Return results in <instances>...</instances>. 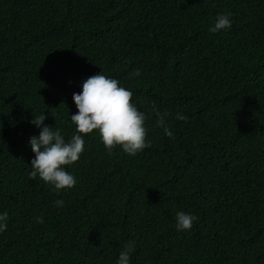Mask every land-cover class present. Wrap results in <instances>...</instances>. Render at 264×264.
Listing matches in <instances>:
<instances>
[{
	"label": "trees",
	"instance_id": "16d2710c",
	"mask_svg": "<svg viewBox=\"0 0 264 264\" xmlns=\"http://www.w3.org/2000/svg\"><path fill=\"white\" fill-rule=\"evenodd\" d=\"M222 12L231 29L209 32ZM100 71L131 89L150 146L108 151L94 130L74 187L30 178L29 121L69 138L73 93ZM5 210L0 264H115L129 241L132 264H264V0H0ZM177 211L198 216L190 230Z\"/></svg>",
	"mask_w": 264,
	"mask_h": 264
},
{
	"label": "clouds",
	"instance_id": "9594fccd",
	"mask_svg": "<svg viewBox=\"0 0 264 264\" xmlns=\"http://www.w3.org/2000/svg\"><path fill=\"white\" fill-rule=\"evenodd\" d=\"M231 13H218L209 27V32L220 33L232 27ZM140 77L141 70L135 69L129 74ZM131 89L121 85L120 81L105 75L102 71L85 79L81 91L73 93L72 99L78 111L70 115L75 130L66 139L62 131L45 123L44 113L33 116L29 121L39 129L38 135L29 137L28 146L34 153L30 161L29 177H39L47 185L59 191L76 185V177L66 166L77 162L85 151V135L98 131L99 138L105 149L111 151L119 146L129 156H136L150 146L145 127L146 116L132 99ZM168 113L157 112L156 123L162 128L166 137L174 139V132L167 123ZM178 121L187 122L188 116L178 111L175 114ZM64 201L58 199L54 207L62 208ZM36 223L43 224L42 215L34 217ZM8 212L0 211V234L8 228ZM198 220V216L185 211L175 214L177 231H188ZM135 242L129 241L118 253L115 264H132L131 256Z\"/></svg>",
	"mask_w": 264,
	"mask_h": 264
}]
</instances>
